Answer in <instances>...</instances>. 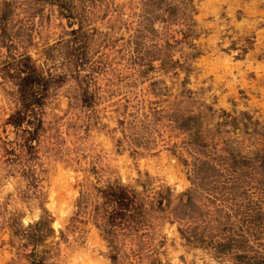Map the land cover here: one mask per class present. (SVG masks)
<instances>
[{
  "label": "rangeland",
  "instance_id": "1",
  "mask_svg": "<svg viewBox=\"0 0 264 264\" xmlns=\"http://www.w3.org/2000/svg\"><path fill=\"white\" fill-rule=\"evenodd\" d=\"M0 264H264V0H0Z\"/></svg>",
  "mask_w": 264,
  "mask_h": 264
},
{
  "label": "trees",
  "instance_id": "2",
  "mask_svg": "<svg viewBox=\"0 0 264 264\" xmlns=\"http://www.w3.org/2000/svg\"><path fill=\"white\" fill-rule=\"evenodd\" d=\"M25 76L22 77L20 82L21 95L26 106L32 105L34 99L40 98L38 92L40 87L45 85L43 83L44 78L36 73V69L33 65L28 63L25 67ZM31 91V93H29ZM24 116L20 111L13 114L9 121L15 125H19ZM103 202L98 208L101 215V223L99 226L102 228L105 236L109 242L114 243L115 251L112 254V258L117 257V244L115 242V234L117 229L123 230V233H127L128 230H137L139 228H150L152 222L149 217L151 208L146 206L145 201L139 197V194L129 186L123 183L109 184L102 189ZM163 192H158L156 197L159 204H163L164 201ZM36 226H41L37 223Z\"/></svg>",
  "mask_w": 264,
  "mask_h": 264
}]
</instances>
